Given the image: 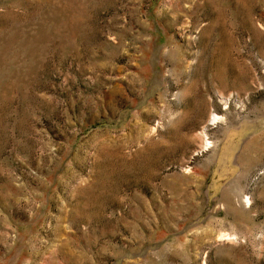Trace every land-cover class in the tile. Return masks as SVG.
Segmentation results:
<instances>
[{
    "label": "rangeland",
    "instance_id": "rangeland-1",
    "mask_svg": "<svg viewBox=\"0 0 264 264\" xmlns=\"http://www.w3.org/2000/svg\"><path fill=\"white\" fill-rule=\"evenodd\" d=\"M0 264H264V0H0Z\"/></svg>",
    "mask_w": 264,
    "mask_h": 264
},
{
    "label": "bare ground",
    "instance_id": "bare-ground-1",
    "mask_svg": "<svg viewBox=\"0 0 264 264\" xmlns=\"http://www.w3.org/2000/svg\"><path fill=\"white\" fill-rule=\"evenodd\" d=\"M224 119V117H223V115H218V114H212L211 115V117H210V121L211 122H216V121H218V120H223ZM212 146V144L210 143V141H205L204 142V145H203V148L204 149H208L209 147H211Z\"/></svg>",
    "mask_w": 264,
    "mask_h": 264
}]
</instances>
